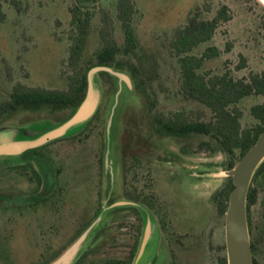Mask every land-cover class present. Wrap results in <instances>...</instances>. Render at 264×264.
<instances>
[{"label": "rangeland", "instance_id": "374dc122", "mask_svg": "<svg viewBox=\"0 0 264 264\" xmlns=\"http://www.w3.org/2000/svg\"><path fill=\"white\" fill-rule=\"evenodd\" d=\"M19 1L20 10L2 2L0 102L10 100L17 84L67 89L74 5L96 13L82 65L88 72L98 66L103 11L112 20L120 67L92 73L99 103L67 129L78 109L0 115V145L61 130L32 147L43 155L49 181H37L35 161L23 155L27 149L0 155V264H52L87 230L71 264H106L136 245L132 264H220L227 255L225 215L215 195L228 182L231 162L240 159L213 134L169 136L157 119L185 111L192 120L214 121L208 106L181 92L180 64L170 46L175 31L197 10L211 19L227 5L232 16L193 51L200 55L208 46L221 51L203 72L243 78L264 71V0H134L136 54L125 51L118 0ZM243 58L245 66L238 68ZM131 64L144 78L140 88ZM262 100L253 94L238 103L244 127L258 122L251 107ZM258 182L251 207L255 231L264 227V173ZM40 196L45 199L35 201ZM259 258L264 263V244Z\"/></svg>", "mask_w": 264, "mask_h": 264}, {"label": "trees", "instance_id": "16d2710c", "mask_svg": "<svg viewBox=\"0 0 264 264\" xmlns=\"http://www.w3.org/2000/svg\"><path fill=\"white\" fill-rule=\"evenodd\" d=\"M3 1L12 3L20 10L19 0H0V24L6 16L2 6ZM117 9L125 34V51L136 54L139 47L134 25L137 11L136 3L134 0H118ZM70 11L72 14L70 22L71 44L67 63L71 73L68 76L67 89H48L17 84L10 100L0 102V115L5 112L13 113L20 109L35 111L70 108L75 111L84 101L88 90V68L82 65V59L91 32L92 19L96 13L78 5L72 6ZM231 17L227 5H222L211 19L203 18L197 10L189 16L186 24L175 31L170 43L171 49L177 55L180 64L181 92L184 97L197 100L208 106L213 112L214 121L192 120L185 111H177L171 118H162L159 122L166 131L176 136L187 137L197 133L213 134L231 156L238 155V159H240L264 131V71H252L248 77L243 78H235L230 72L223 74L203 72L202 68L206 61L218 56L221 52L220 49L217 46H208L200 55L193 53L198 46L211 41L220 24L229 21ZM102 22L103 26L100 30L102 46L95 54L96 64L120 67L117 61V53L120 48L112 29V20L103 11ZM244 66L245 59L243 58L238 68ZM130 69L138 87H142L145 81L139 76V69L132 64ZM253 94L263 98L261 102L251 107V113L258 122L253 127H244L241 121L243 111L239 108L238 103L244 97ZM235 165L236 161H232L230 169ZM263 173L264 161L255 173L248 193L249 226L250 207L256 201L258 193L255 183H259V178ZM233 187V179L228 177V182L215 195L218 211L222 215L226 214ZM252 247L254 248L253 241ZM133 253L130 258H133ZM223 261L224 264H228L226 257Z\"/></svg>", "mask_w": 264, "mask_h": 264}, {"label": "water", "instance_id": "95a60500", "mask_svg": "<svg viewBox=\"0 0 264 264\" xmlns=\"http://www.w3.org/2000/svg\"><path fill=\"white\" fill-rule=\"evenodd\" d=\"M101 71H113V69L110 66L98 65L88 72V90L86 97L78 107V112L66 124V129L73 124L85 120L95 110L99 103L100 95L98 93L95 94L93 91L91 75L92 73ZM114 73L117 72L114 71ZM60 132L61 130L46 131L36 139L1 144L0 155L21 153L28 148L43 144ZM263 161L264 131L259 135L255 144L240 158L236 165L226 171L227 176L232 177L234 183L225 214L228 264H255L248 221L247 200L252 180ZM88 231L89 230L81 235V237H79L72 246L52 264H71L81 251L87 239Z\"/></svg>", "mask_w": 264, "mask_h": 264}, {"label": "flooded vegetation", "instance_id": "af4514ba", "mask_svg": "<svg viewBox=\"0 0 264 264\" xmlns=\"http://www.w3.org/2000/svg\"><path fill=\"white\" fill-rule=\"evenodd\" d=\"M162 118L157 119V122L159 124V129L164 132V134L169 135V136H175V137H181V138H187V137H182V136H176L173 135L171 133H169L168 131H166L163 127V125L159 122V120ZM199 134V133H197ZM193 135V134H192ZM24 157L25 159H29V160H33L35 161L34 163L36 164L37 169L34 170V175L37 179L38 182H41L43 180V182L45 181H49L50 180V173H49V169L48 167L45 165L44 162L40 161L41 157L43 158V155L41 154V152H39L37 150V148H28L25 152H24ZM230 177V176H228ZM45 199V197H35V201H43ZM253 204V203H252ZM251 204V207H252ZM251 207H250V233H251V237H252V241L254 243V248H253V256H254V260H255V264H264L261 261L260 257V248L262 246V244H264V227L263 228H259V230L255 231L254 227H253V222H252V216H251ZM136 250H137V245L135 247H133L131 250H129L128 252H125V254L121 257L118 258H112L110 260L107 261L106 264H132L134 256L136 254ZM134 251V253H133ZM132 253L133 258H130ZM87 254L84 253L82 255V257H84ZM227 258V255L225 256ZM223 257L220 261V264H224L223 259L225 258ZM227 263H228V259H227Z\"/></svg>", "mask_w": 264, "mask_h": 264}]
</instances>
